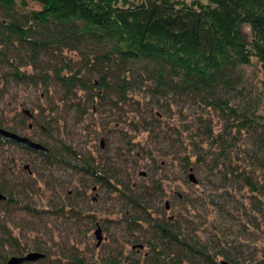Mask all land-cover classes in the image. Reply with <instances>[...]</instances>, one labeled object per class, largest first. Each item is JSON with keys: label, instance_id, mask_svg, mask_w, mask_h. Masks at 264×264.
Wrapping results in <instances>:
<instances>
[{"label": "trees", "instance_id": "16d2710c", "mask_svg": "<svg viewBox=\"0 0 264 264\" xmlns=\"http://www.w3.org/2000/svg\"><path fill=\"white\" fill-rule=\"evenodd\" d=\"M30 1L39 8L29 9L28 0H0V81L3 84L15 81L43 85L47 92L49 85L55 84L62 91L63 102L73 101L77 108L91 104L96 111L120 108L129 102L133 108L130 110L136 112L130 119L134 128H138L136 118L142 112L138 108L141 98H136L137 91L144 90L143 99L152 100L165 110L184 98L192 99L225 121L217 135L212 134L213 129L204 131L211 145L209 150H204L205 142L200 145L194 140V162L205 158L227 160L230 167L226 175L239 183V191H244L245 196L249 193L254 203L264 197V179L258 181L253 173L237 166V157L230 154L234 148L229 146L232 139L225 138L231 128L241 131L248 127L254 134L258 133V142L264 148V121L260 122L264 120L260 113L261 107L264 110V0ZM66 51L80 53L78 66L66 58ZM254 59L262 72L255 89L257 95L249 93L244 82V66ZM0 91L3 92L2 88ZM22 112L20 126L29 120L28 127L39 126L41 131L53 136V121L47 120L45 127L42 123L46 119L45 109L40 107L39 114L32 110L30 114ZM142 124L145 130L151 125L145 118ZM0 128L18 133L17 127L0 124ZM56 141L54 146L42 142L45 146L42 150L0 134V145L9 142L36 152L44 165L71 167L96 178L108 189L117 187L112 184L113 177L104 163L81 157L71 144L61 141L59 147ZM73 159L79 164L73 165ZM258 169L264 175V154L254 171ZM115 183L120 188L114 190L131 207V212L132 208L143 210L139 192L127 182ZM23 186L28 191L32 185L23 183ZM0 192L6 195L0 200L3 204L0 209L5 211L17 203L3 181H0ZM56 206H52L54 213L61 211ZM68 207L73 216L81 215L73 200ZM257 208L254 214L246 215L252 222L257 221L255 215L262 213ZM133 214L130 218L125 214L128 225L138 226V218ZM142 220L152 231V237L145 239L150 247L146 255L122 252L104 260V264H245L228 253L218 254L193 241L170 218L160 220L146 214ZM8 236L7 242L12 244V235ZM138 241L134 240V246L144 247ZM47 249L38 247L37 251L45 254L38 260L41 264H60V259L69 264H88L85 257L73 254L70 249L63 248L56 253ZM53 255L55 260L51 259ZM219 256L223 259L218 260ZM9 258H3L4 264Z\"/></svg>", "mask_w": 264, "mask_h": 264}, {"label": "rangeland", "instance_id": "374dc122", "mask_svg": "<svg viewBox=\"0 0 264 264\" xmlns=\"http://www.w3.org/2000/svg\"><path fill=\"white\" fill-rule=\"evenodd\" d=\"M28 8L38 9L39 5L28 0ZM65 55L75 61V66L80 64L79 52L66 51ZM244 76L247 91L257 95L255 89L262 77L257 60L244 66ZM0 88L3 90L0 91V124L3 127H17L22 136L51 146L56 138L59 147L61 141L71 144L81 157L96 163L101 161L109 167L112 184L117 186L108 189L96 178L71 167L44 165L38 153L13 143H3L0 145V181L10 191L8 193H13L17 203H12L5 211L0 209V264H4L5 256L37 251L38 247L45 246L54 253L70 249L73 254L85 257L88 264H104V260L122 252L146 255L150 247L145 239L152 237L150 227L142 220L146 214L160 220L170 218L193 241L213 252L228 253L245 264H264V197L254 203L249 193L245 196L244 191L240 192L239 183L226 175L230 167L227 160L205 158L194 162L195 141L200 145L205 142L203 148L209 150L211 145L204 131L213 129L212 134L217 135L225 126L218 113L188 98L173 103L171 111L165 110L152 100L143 99L145 91L140 90L136 98H141L138 108L142 112L136 118L138 128H134L130 119L136 112L130 110L129 102L121 104L122 108L106 107L96 111L91 104L77 108L73 101L63 102L62 91L55 84L49 85L48 92L43 85L15 81L7 84L0 81ZM40 107L45 109L43 126L47 120L53 121V136L41 131L39 126L28 127L29 120L20 126L23 110L39 114ZM260 113L264 116L263 107ZM143 118L151 124L146 130ZM257 135L248 127L241 131L231 128L225 138L232 139L229 146L234 148L230 154L237 157V166L262 181L263 172L254 171L264 154ZM71 162L79 164L77 159ZM26 164L29 168L24 167ZM191 173L197 182L189 179ZM115 182H127L139 192L143 197V210L132 208L131 212V207L114 190L120 188ZM23 183L32 186L27 191ZM94 185L96 190H92ZM72 200L81 215L73 216L69 212ZM53 205L61 211L54 213ZM257 206L262 213L255 215L257 221L252 222L246 215L254 214ZM131 213L138 218V226L128 225ZM125 214L129 217L127 220ZM97 224L104 236L99 246L95 235ZM8 234L12 235V244L7 242ZM135 239L144 247H135ZM17 248L20 249L18 253L15 252ZM60 261V264H69L67 260ZM35 264L41 263L36 261Z\"/></svg>", "mask_w": 264, "mask_h": 264}, {"label": "water", "instance_id": "95a60500", "mask_svg": "<svg viewBox=\"0 0 264 264\" xmlns=\"http://www.w3.org/2000/svg\"><path fill=\"white\" fill-rule=\"evenodd\" d=\"M25 112L27 114H30L29 110H25ZM0 134L5 136L6 138H10L12 140H15L18 143L27 144V145H29L32 148L42 149V150L45 149V146L43 144H41V143H39L37 141H34L31 138H29V137L22 136V135H20V134H18L16 132H12V131L0 128ZM100 144H101V146H103V144H104V140L103 139L100 141ZM26 167H28V165H26ZM189 178H190V180L192 182H197V180H196V178H195L193 173H191L189 175ZM95 189H96V187H94V190ZM5 198H6V195L3 194L2 192H0V200L5 199ZM95 235H96V238H97V246H98V245L101 244V242L104 239L103 230H102V228L99 225L97 226V228L95 230ZM140 247H143V246L140 245ZM44 257H45V254L43 252L30 251L26 255H21V256L14 255V256H11L7 260L6 264H22L24 262H36L39 259L44 258Z\"/></svg>", "mask_w": 264, "mask_h": 264}]
</instances>
